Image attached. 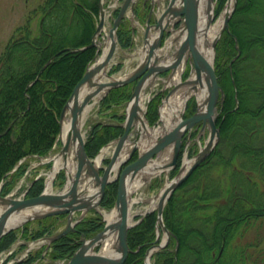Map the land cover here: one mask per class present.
I'll return each mask as SVG.
<instances>
[{"label":"trees","instance_id":"obj_1","mask_svg":"<svg viewBox=\"0 0 264 264\" xmlns=\"http://www.w3.org/2000/svg\"><path fill=\"white\" fill-rule=\"evenodd\" d=\"M98 1L44 0L34 10L39 14L38 22L33 21V11L24 24L14 29L6 43L0 57L2 194L10 192L25 173L28 165L25 161L13 171L21 159L30 155L45 156L57 141L62 108L96 54L95 47L78 48L88 45L95 33ZM224 2L218 0L217 14ZM247 12L253 17L249 26L243 19ZM230 28L231 32L225 31L217 45L216 74L225 93L217 119L221 140L215 151L169 199L164 218L174 233L172 241L174 245L178 241V246L176 250L168 246L158 251L154 255V264H264V81L259 82L258 77L252 80V76L249 79L243 77V64L264 52V0H238ZM117 34L122 47L132 45V30L126 21L120 24ZM233 58L231 74L229 64ZM121 67L122 64L117 65L114 71ZM255 67L253 64V77L258 75ZM130 95L129 85L119 86L101 101L102 108L116 122L91 124L85 144L90 157L123 133L120 123L125 116L114 107L126 103ZM158 104V96L149 104L147 115L151 123L158 118ZM195 108L196 102L191 99L185 117ZM251 139L256 141L251 142ZM227 149L229 153L225 154ZM219 166L223 170L230 168V178L236 180L225 185L215 179L212 172ZM250 171L257 174L254 176ZM174 173L175 170L171 175ZM59 177L64 181L63 172ZM207 179L216 181L208 183ZM44 185L42 177L33 180L28 196L39 195ZM117 188L118 181L107 186L102 206L109 209L114 205ZM217 198L222 200L212 204ZM205 208L206 211L200 213ZM156 218V211L151 212L129 230L130 251L121 264H144L145 249L155 237ZM258 219L262 222L254 224ZM103 226L101 217H90L81 221L76 231L52 243L49 261H42L45 248L42 247L14 264H57L56 260L67 259L74 253L81 244L82 234L91 237ZM252 226L257 230L247 239L245 233ZM28 227L23 229V235L34 239L52 232L51 225L44 223L33 232ZM18 231L10 230L0 238V252L13 244Z\"/></svg>","mask_w":264,"mask_h":264},{"label":"water","instance_id":"obj_2","mask_svg":"<svg viewBox=\"0 0 264 264\" xmlns=\"http://www.w3.org/2000/svg\"><path fill=\"white\" fill-rule=\"evenodd\" d=\"M138 1L139 0H123L110 30V36L113 40L104 62L98 66H93L94 63H92L87 68L83 77L76 84L70 97L62 108L59 120V136L62 132V121L67 113V110L71 108L72 112V132L69 133L66 142L63 143L64 150H69L72 138L79 141L77 156V158H79V162L74 178L69 184H67V174L65 172L66 182L63 188L65 191L63 190V192L58 195L45 194L46 185L43 192L37 196L16 198L0 193V206H4V210L0 212V238L10 230L16 228H7V222L13 217V215L22 211L26 207H43L44 209L29 216L24 223L31 219H40L61 214L70 215L68 225L65 229L55 235L46 237L49 240L48 245L74 229V225L91 209H87L89 207H87L86 203L77 198V186L83 173V168L86 164L88 165V173L94 177L98 184V191L100 195L98 202L99 206H101L107 185L119 179L114 204L115 217L112 222H106L104 228L91 238L83 237L80 246L74 251L66 264H121L130 251L128 244V232L135 224L130 223L129 219V208L135 182L139 179L146 181L152 176L157 175L152 174L153 172L158 171L161 173L167 171L168 169L176 168L178 166V158L182 150L184 134L191 133L193 127L196 124L201 123L198 137L204 134L205 130L208 128L209 135L207 140L195 156L190 159L192 160V163L189 167H186V163L183 159L177 174L172 179L167 180L165 186L159 193L160 199L156 207L157 237L146 251L145 264H152L150 260L151 255L157 249L163 248L168 244L172 234L166 226L164 219V209L168 200L171 198L176 188L181 185L189 177V175L215 150L221 139L220 127L217 126L216 123V110L220 94L222 93L223 95L224 90L218 83L216 76V45L223 32L225 30L230 31V20L236 10L238 0L226 1L222 12L224 15L222 27L213 41L209 43L201 42L200 40L201 20L203 12L205 11V13L208 14V25L213 22L215 17V0H179V2H177L178 0H170L168 6L157 18L156 23L151 24L150 19L155 2V0H152L142 49L146 50L147 44L150 42L151 26H154L155 30L158 31V35L153 43L150 42L149 52L145 62L139 63L130 74L123 78L114 79L113 75L109 74V77L113 78L112 80L97 83L95 80L97 73L102 66L111 61L117 50V30L120 23L127 15L129 9H131L135 14V4ZM99 17V22L91 42L84 47L78 48L82 50L85 48L96 47L95 58L100 55L99 53L101 48L97 43V40L98 36L102 34L106 19L103 0H99ZM179 21L181 22L179 27L175 28V24ZM174 31L179 32H177L178 34L174 37V41L180 40L179 38H181L184 34L183 39L180 40V43L170 62L157 64L156 61L159 58L157 53L166 45L167 42L165 41L163 43L165 33L171 34L174 33ZM205 34L206 30L204 32V37L206 36ZM190 57L193 58L192 73L186 79H181L174 86H172L159 106V119L156 123H154L153 128L161 127L160 134L156 135L155 138L150 141L147 136L146 140L148 143H143L141 146L139 145L142 142L140 136L141 134L138 131L135 138L129 142L131 130L133 128L136 130L134 120L139 116L137 109L139 105V98L144 88L147 85L154 83L155 80L159 78L158 75L165 72H168V74L165 79V85L162 89L165 90L166 87L171 86L174 78L173 76L178 67L182 62H187ZM52 59L53 57L46 62L43 68L38 72L36 79L40 77L43 69L52 61ZM131 82H135V85L133 87L131 97L127 101L125 121L122 123L124 132L121 136L115 139L116 146L113 154L109 157L107 165L96 168L94 165V159L97 156L91 158L86 151L85 136L79 127L81 117L93 96H96L104 90L105 92L102 95V97H104L112 88L123 86ZM85 85H96L97 88L93 92L86 94L83 98H80V90ZM178 94L183 98V108L179 111V113H176L172 117L170 124H167L162 115V108L166 103L169 105H177L173 102L174 100L172 101L171 99L177 97ZM192 96L196 99V110L188 118H184L187 103ZM145 118L147 119L146 115ZM127 143L131 144L128 154L120 161L115 176L111 179L110 176L113 171V166ZM136 152H139L137 159L122 170L123 165L126 164ZM167 154L170 155V159L168 161H159ZM101 168H103L102 174L100 173ZM77 211L81 212L80 217L77 220H72V216ZM98 212L100 211L98 210ZM103 220L106 221L104 216ZM161 231L166 234V240L159 242ZM113 235L115 238L112 251L107 254L101 253L100 248L103 241L107 236L113 237ZM29 249L30 248H28L27 251H29Z\"/></svg>","mask_w":264,"mask_h":264},{"label":"rangeland","instance_id":"obj_3","mask_svg":"<svg viewBox=\"0 0 264 264\" xmlns=\"http://www.w3.org/2000/svg\"><path fill=\"white\" fill-rule=\"evenodd\" d=\"M43 1L44 0H0V57H1V54H2V52H3V50H4L5 46H6V43L8 42L9 38L12 35L14 29L17 26L24 24L26 22V19H27L28 15H32L33 11ZM110 1L111 0H109V1L108 0H103L104 6L108 7V5L110 4ZM148 1L150 3V0H148ZM168 1L169 0H158L157 6L158 5L165 6L168 3ZM226 1L227 0H225L222 9L217 14L218 0H215V11H214L215 17L213 19V23L216 22L221 17V14H222V12L224 10ZM98 4H99V1H98ZM234 13H235V11H234ZM243 16H244L243 19H245V21H246V25L249 26L251 22L253 23V17H252V15L250 13L247 12ZM99 18L100 17H99V14H98L97 22H98ZM33 19H34L33 20L34 23L38 22V20H39L38 12H35V14H33ZM155 19L156 18L153 17L152 18V22H155ZM111 20H112V18H111ZM125 21L128 24V26L130 27V29L132 30L133 43L128 48H125V47H122L121 45H118L117 52H116L114 58L112 59V61L109 64L110 66H109L108 74H111L113 76H121V75L129 74V73H131L133 71V69L139 63L138 50L140 49V47L142 46V43H143L142 33H143V27H145V23H144L143 19L139 20L136 16H134L132 11L126 17ZM106 25L108 26L107 28L110 29L111 21H109V22L107 21ZM179 25H180V21L175 24V28H178ZM259 27H260V25H259ZM168 36H167V38H168ZM221 37H222V35H221ZM102 39L103 38L100 35L98 40H102ZM220 40H221V38L218 40V43H219ZM218 43H217V45H218ZM217 45H216V47H217ZM257 60H259V62ZM93 61H95V59H93ZM247 61L248 62L246 64H243V68H245L243 77L245 79H249L252 76L251 80L254 79L255 77H258L259 78L258 81L259 82H263L264 81V69H263L264 68L263 67L264 52H262L261 54L255 56L254 60H247ZM216 62H217V48H216L215 65H216ZM119 64H122L121 69H119L118 71H114V68L117 65H119ZM231 64L232 63L230 62L229 65L231 66ZM253 64L256 66L255 69H254L255 72L256 73L258 72V75H255L254 77L252 75V71L253 70H251ZM187 69H189V70H187ZM230 69H231V74H232V67H230ZM192 70H193V58L191 57V59H189L187 61L186 66L183 69L181 79L184 80L186 77H188L192 73ZM166 76H167L166 73L158 75L159 78H157L154 83L149 84V85H147L144 88V90H143V94L145 95V98L143 100L144 104L147 105V96L151 93L150 96H151L152 100L155 97H157V96L159 97V104L158 105L160 106L162 100L166 96V95L164 96L162 94L163 90H161L164 87V85H165L164 79L166 78ZM217 81H218V78H217ZM177 82L175 80H173V85L172 86H174ZM128 85H129L130 88H132V86H134V83H131V84H128ZM171 87L169 86V87H167L165 89V91H164L165 94L168 93V91H169V89ZM224 97H225V95L223 94L222 98L224 99ZM103 98L100 99L93 106V108L91 109L89 114H87L86 122H85V125L83 127V129L85 130V134H86L85 135L86 136L85 140L87 139V131L89 130V128H90L92 123H94V122H102V123L116 122L114 118H112V117L107 115L108 111H106L105 109L102 108L101 101L103 100ZM181 98H182V96H181ZM191 98L192 97H190V99ZM174 101H175V103H177V98H176V100L174 99ZM150 102L148 103L147 109H145V115L147 116L148 121H149V118H148L147 113H148ZM188 104H189V101L187 103V106H188ZM114 108H116V111L118 113L125 114L127 106H126V103H123V104H120L119 106H116ZM217 111L220 114V110L217 109ZM185 112H187V109H186ZM157 121H158V118L153 123H151L149 121V125L151 127H153L154 123H156ZM136 133H137L136 130L133 129L131 134H130V136H129L130 141L134 139V137L136 136ZM208 135H209V129H207L204 132V134L201 135V137H197L194 142H189L188 144H187V142L185 143V148H184L185 152H186L185 156L187 154L188 155V159H192L195 156V154L204 145L205 141L208 138ZM259 135H261V134H259ZM192 136H194V135H192ZM153 137H154L153 135H150L148 140H151ZM114 141H115V139L110 140L105 145H103L99 149V151L102 148H104L105 146H109V148L112 149L113 146H114L113 145ZM255 141H256L255 139L254 140L251 139V142H255ZM85 144H86V142H85ZM61 147H62V142H61V140H60V138L58 136L57 141H56L53 149L46 156L39 157V156H35V155H30L26 159L24 158L23 160L28 164L27 165V169H26L25 173L18 178L17 182L14 184L13 188L11 189V191L8 192L10 194L9 196L16 197V198L17 197H25V196L28 197V193H26L27 189H29V187L32 184L33 180L39 179L40 177L44 178V184H46L47 175L52 170V163H51V161H48V160H49L50 156L56 154L61 149ZM99 151H98V153H99ZM224 152H225V154L229 153L228 149L225 150ZM138 153L136 154L135 157L138 156ZM109 156H110V154L107 153L106 156L104 157V159L102 161V164H101L102 167L106 166L107 163L109 162V160H107L109 158ZM221 167L219 166L218 168L213 170L212 175L215 177V179H217V180L220 179L221 183H225V185L227 184V182L231 183V182L236 180V179L230 178L231 177L230 168H226L225 170H223ZM178 169H179V167H177L175 169L171 168V169H168L167 171H165V172H163L161 174H158L156 176H153L152 178L147 179L146 181L143 180L142 185L139 186L132 193V199L136 198V197H140V196H142L143 198H151V197L157 196L161 192V189L165 186L167 180L172 179L177 174ZM227 169H228V175H227ZM174 170H175V173L171 175V173L174 172ZM219 171H221V172H219ZM245 172H248V170H246ZM100 173L101 174L103 173V168H101ZM59 174H58L57 177H55L54 182H53V189L55 191L61 190L64 187L65 182H66V179L64 181H62L60 179ZM250 174L255 176L257 173L253 172V171H250ZM117 181L118 180H116L114 182H117ZM205 181H208V183H210L211 181L215 182L216 180L207 179ZM44 187H45V185H44ZM221 200L222 199L218 200V198L214 199V201H212V204H214L215 202L217 203V202H219ZM144 204L145 203H142V202L135 203L134 209H136L138 207H143ZM208 204H210V203H208ZM106 209H107V211H111L112 207L109 208V209L108 208H106ZM106 209H104V210H106ZM204 211H206V208L204 210L200 211V213H202ZM80 214H81L80 211L75 212L74 215L72 216V220H77L80 217ZM96 215L99 216V217H102L101 220L103 221L104 226H105L106 221L103 220L102 213L98 212V210H96V209H91L85 214V216L80 221H78L74 225V229L71 230L70 232L76 231L77 230L76 227L81 221H84V220H86V219H88L90 217H94ZM69 216H70L69 214H61V215H57V216H49V217L40 218V219H31V220L26 221L25 223H23V225L16 227L15 229L19 230L18 231V238L13 242V244L8 249L3 250V251L0 252V259L2 261L1 264H10V263L14 264L15 262H13V260L14 259L18 260V258H20L24 254V252L26 251V249L30 245V243H32L33 241H36L37 239H40V238H45V237H49V236L55 235L58 232H60L63 229H65L67 227L69 219H70ZM156 216H157V214H156ZM145 217L146 216H144V217L141 216V217L138 218L136 216L135 219L136 220L140 219L142 221ZM260 222H262V221L258 219V220H255L254 224L257 225ZM41 223H44L46 225H51L52 232L49 233V234H45L44 236L36 238V239H34V238H32V237H30L28 235H26V236L23 235L24 234L23 233V229L27 225L29 226L28 227L29 231L33 232V231L37 230L40 227ZM156 224H157V218H156V223H155V237L150 243L155 241V239L157 237ZM104 226H103V228H104ZM255 227L256 226H252L245 233L246 234L245 238L249 239L250 236H253L255 234V232L257 230ZM164 236H165V234H164V232H162L161 233V239H164ZM83 237H86V236L82 234L80 236V242L82 241ZM91 237H87V238H91ZM55 241H53V242H55ZM52 243H50L49 245H48V243H45V244H42L41 246L35 245L31 249L30 253L31 252L35 253V251L41 249L42 247H45L43 252H42V256H43L42 261L43 262L49 261L50 260L49 256H50V252H51V248H52ZM150 243L146 247L144 255H143L144 264H145L146 251L149 248ZM168 246H170V249H173V247H174V249L176 250L177 243H176V245H174L173 241L170 240ZM140 247H141V245L137 249H135L134 252L138 251ZM156 253H157V251L154 253V255ZM154 255H152V257H151V261L152 262L155 261ZM69 258L70 257H68V259ZM61 260H63V259L56 260V263L57 264H66L67 261H68V260L67 261L66 260L61 261Z\"/></svg>","mask_w":264,"mask_h":264},{"label":"bare ground","instance_id":"obj_4","mask_svg":"<svg viewBox=\"0 0 264 264\" xmlns=\"http://www.w3.org/2000/svg\"><path fill=\"white\" fill-rule=\"evenodd\" d=\"M177 2H179V0ZM223 18H224V15L222 14L221 17L216 22L214 23L212 22L210 25H208V14H206L205 11L203 12V16L201 20V28H200L201 29L200 30L201 42L209 43L213 41V39L215 38V36L218 34V32L220 31L222 27ZM104 27H105L104 31L106 33L105 38L103 40H97V43L99 44L102 52L98 56V58L95 60L93 66L101 65L104 62L109 52V49L111 47L112 40H113L112 37L110 36V31L108 30L107 26H104ZM205 30H206V34H205L206 36L204 37ZM177 32L178 31L176 32L174 31V33L167 40L166 45L158 51L157 54L159 55V58L156 61L157 64L168 63L173 58L174 52L176 48L178 47L180 40H182L184 37V34H183L182 37L179 38L180 40L174 41V37L176 36V34L179 33ZM157 35H158V32H154V34L150 36L151 43L154 42V40L157 38ZM150 42L147 44L146 50L142 48L138 50V55L140 59L139 63L145 62L148 52H149ZM109 64L110 62L102 66V68L97 73L95 77V80L97 83L108 82L112 80L113 78L117 79V78H123L126 76V75H121V76H113V78L109 77V74H108L109 66H110ZM185 66H186V62H182L181 65L178 67L177 71L175 72L173 76L174 77L173 80H175L176 82L181 80L182 72ZM96 88H97L96 85L94 86L85 85L80 90V98H83L86 94L93 92ZM104 92L105 91L103 90L96 96L92 97V100L87 105L85 112L83 113L81 117L79 127L81 128V131L84 136H85V130L83 129V127L86 122L87 114H89L93 106L100 100ZM144 98H145V95L142 93L139 98V105L137 109L139 116L137 119L134 120L135 122L134 125H136V131L137 132L139 131L141 134L140 136H141L142 142L139 144L141 146L143 145V143H146L147 136L148 137L150 135L156 136L157 134L161 132V127L153 128L147 122V119L145 118V115H144L145 109H146V104H144V101H143ZM176 98H177V103H176L177 105H169L168 103H166L165 106L162 108V115L165 121L167 122V124H170L172 117L176 113H179V111L182 110L183 108V98H181V96L178 94L177 97H174L171 100L172 101L174 99L176 100ZM71 124H72V112H71V108H69L62 121V132L60 134V140L62 141V147L56 154L50 156L49 158V161L53 163V167H52L51 172L47 175V178H46L45 194L47 195H58L63 192L64 189H61L58 191H55L53 189V180L59 171L64 170L66 172L67 184L71 182V180L74 178L77 172L78 162H79V158H77L78 150H79V141L77 139L72 138L69 150H64L63 148L64 147L63 143L66 142L69 133L72 132ZM113 145L114 146L112 149L109 148V146L104 147L101 150V152L97 155V157L94 159V165L96 168L101 166L102 161L107 153L110 154V156L113 154L115 143ZM130 147H131V144L127 143L125 147L123 148V151L121 152L119 158H117L113 166V171L110 176L111 179L115 176V173L118 169V165L120 161L125 156H127ZM184 161L186 163V167H189L192 163V160L188 159L187 156L185 157ZM152 174H159V172L158 171L153 172ZM142 183L143 181H141V179L137 181V183L135 184V187L133 188V191H135L139 186H141ZM77 198L83 200V202L86 203L87 207H89L87 209L91 208V209L99 210L104 215L107 223L112 222V220L114 219L115 209H112L111 211H107V210L102 209V206L98 205L99 198H100L99 191H98V184L96 180L94 179V177L88 173V165L86 164L83 168V173L81 175L80 181L77 186ZM159 199H160V194L157 196L151 197V198H143L142 196L133 198L132 201L130 202V208H129L130 223L138 221L135 219L136 216L138 218L141 216L144 217L146 216V213L148 211L154 210L158 205ZM138 202H142L145 204L143 205V207H138L134 209L135 203H138ZM43 209H44L43 207H26L22 211L13 215V217L7 222L6 227L7 228L8 227H18L22 225L29 216L35 214L38 211L40 212ZM3 210H4V206H0V212H2ZM114 238H115L114 235L113 237L107 236L105 238L100 248L101 253L107 254L110 251H112ZM47 242H49L47 238H42L36 242L30 243V245L31 247L32 246L34 247L35 245L41 246L42 244L47 243ZM1 262L2 261L0 259V264Z\"/></svg>","mask_w":264,"mask_h":264},{"label":"flooded vegetation","instance_id":"obj_5","mask_svg":"<svg viewBox=\"0 0 264 264\" xmlns=\"http://www.w3.org/2000/svg\"><path fill=\"white\" fill-rule=\"evenodd\" d=\"M221 100L223 101V99H221ZM222 101H221V104H222ZM200 128H201V125H199V126H195V127L193 128V131L191 132V134H189V133L185 134V135H184V142H185V143L187 142V144H188L189 142H194V141L196 140V138H197V133H198V131L200 130ZM194 132H195V135L192 136Z\"/></svg>","mask_w":264,"mask_h":264},{"label":"crops","instance_id":"obj_6","mask_svg":"<svg viewBox=\"0 0 264 264\" xmlns=\"http://www.w3.org/2000/svg\"><path fill=\"white\" fill-rule=\"evenodd\" d=\"M142 38H143V33H142Z\"/></svg>","mask_w":264,"mask_h":264}]
</instances>
